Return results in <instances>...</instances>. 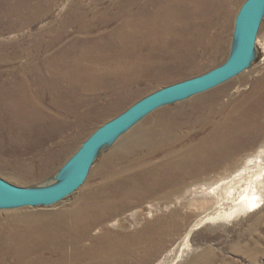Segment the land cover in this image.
<instances>
[{
	"label": "rangeland",
	"instance_id": "rangeland-1",
	"mask_svg": "<svg viewBox=\"0 0 264 264\" xmlns=\"http://www.w3.org/2000/svg\"><path fill=\"white\" fill-rule=\"evenodd\" d=\"M246 1L233 2L224 17L213 8L204 33L197 20L187 28L181 18L183 33L162 45L163 57L150 58L152 51H136L131 44L121 49L118 31L129 17L123 11V16L111 18L110 10L123 8L124 0H0V178L25 189L56 185L69 173L67 166L82 145L103 125L166 87L224 65L236 47L235 22ZM260 83L264 16L254 56L241 74L140 119L94 159L84 184L60 203L0 208V264L27 259L29 264H35L33 259L37 264H71L68 256L75 248L100 252L106 247L111 254L102 264H264V209L202 223L220 208L193 190L228 166L203 175L199 183L186 175L195 166L193 160L216 157L210 154L214 148L208 139L217 133L218 123L224 124L236 107L253 98ZM258 101L264 105L263 98ZM246 127L256 129L259 145L264 143V116ZM113 152L117 154L105 163ZM249 152H239L238 159ZM122 172L126 176L118 180ZM84 199L100 214L82 211L79 226L91 229L89 239L66 247L70 254L65 258L51 240L44 241L41 253L37 249L28 255L27 243L37 241L34 231L47 225L52 238L64 231L69 238L81 239L42 217L68 212L80 202L84 205Z\"/></svg>",
	"mask_w": 264,
	"mask_h": 264
},
{
	"label": "bare ground",
	"instance_id": "bare-ground-1",
	"mask_svg": "<svg viewBox=\"0 0 264 264\" xmlns=\"http://www.w3.org/2000/svg\"><path fill=\"white\" fill-rule=\"evenodd\" d=\"M141 1L142 3L139 4L138 0H124L123 8L119 7L120 5L118 6L119 10L122 8L120 10L122 11L121 14L117 12L118 9L115 6L110 10L113 12L110 13L112 14L111 18H115L123 16L124 11L129 17L127 21L124 20L125 22L119 28L120 31H118V34L122 36L121 49H123L124 45L127 47L131 44L136 48V51H142L144 49H146V51H152L151 58L154 56L156 57L157 55L158 57H163L162 45L164 43H170L171 36H179L183 33V29H185L186 26L180 25L181 18L186 20L187 28L192 22H194V20H197V23H194L198 25L201 32L204 33L205 28L210 26V22L206 21V19L207 16L212 13L213 8L219 12L217 16L220 15L221 17H224L227 14V7L232 5L233 2L239 0ZM115 35L117 36V34ZM174 49L178 51L179 47L175 46ZM155 51H157V53H155ZM130 52H133V50L131 49ZM132 54H134V52L130 53V55ZM257 87L253 93V98L244 101L241 107H236V113L233 116H227L224 124L218 123L216 126V130L218 129L216 131L217 133L215 136L208 139L210 147L214 148L210 154L215 155L216 157L200 163H196L194 160L193 162L191 161L192 164L195 163V166L193 165V168L188 172L186 171L187 174L185 173L188 177H196L197 182L199 183L203 178V175L209 174L210 172L215 173L217 170L224 168V166H228L227 169L223 173H220L219 176H216L213 181L210 180L209 182H205L204 180H201L202 183L197 185L193 190L194 195L204 198L205 200H211L220 208V210L213 215L205 217L202 221L203 224H209L214 220L243 216L264 209V143L259 145L261 136L256 132V129L252 131H249L250 129L247 131V127L245 129V126L248 124H252V122L255 124V119L264 116L263 102L258 101V98L260 97L264 99V84L260 83ZM4 105V108H11V105L9 104ZM239 114H243L250 121ZM107 146L99 149L95 153L93 159H95ZM248 150H250V152L247 153L245 157L238 159L237 154L239 152H246ZM115 151L119 155L125 154V152L119 150ZM117 153L113 152L110 157L105 159V163L110 161ZM65 169H63V171ZM67 170L70 172L71 167L67 166ZM124 176H126V172L120 173L118 180L122 179ZM60 181L61 180L57 183ZM115 194L118 193H114V195ZM84 201V205L80 202L76 208L68 212L51 213L49 216L42 217L45 219L52 218V220H54L52 221L54 222L53 225L56 226L58 230L69 229L72 233L81 236V239L76 241L73 238H69L64 231H59L57 233L58 239H55L56 237L52 238V230L50 229V226L47 225L44 226V228L46 227V230L42 228L41 230L34 231L33 237H36L37 241L34 242L33 246H30L29 243H27L28 246L26 244L24 245V247L27 246L26 252L28 255L33 256L35 252H38L35 251L37 249L41 253V250L44 248V241L50 242L51 240V242L57 241L58 251L61 256L65 258L70 254L65 253L66 247L72 246L76 242H82L89 239L91 229L87 228L84 230L83 227L79 226L82 218V211H84L87 216L91 215L97 217L100 214H97L94 211L96 209L95 204L93 207L85 199ZM222 206H226L227 210L222 208ZM91 226L92 225L89 224L88 227L90 228ZM76 238L78 239V237ZM28 242H30V240H28ZM77 244L79 243H76L75 245ZM97 244L98 242L96 241L95 245ZM96 247L98 249V246ZM101 251L98 252L96 249L76 250L75 248L73 255H71V257L69 255L68 257L72 259L71 261L73 264H81V261H85V264H102V262L106 260V254H111V250L109 247H106L105 250ZM99 256H104L103 259H101L103 261L98 260ZM33 261L37 264L39 260L33 259ZM30 262L31 261L27 259L19 264H29Z\"/></svg>",
	"mask_w": 264,
	"mask_h": 264
},
{
	"label": "water",
	"instance_id": "water-1",
	"mask_svg": "<svg viewBox=\"0 0 264 264\" xmlns=\"http://www.w3.org/2000/svg\"><path fill=\"white\" fill-rule=\"evenodd\" d=\"M264 14V0H247L236 19V47L219 68L181 83L166 87L141 100L125 113L99 128L82 145L69 163L67 176L52 187L25 189L0 178V208L51 207L76 192L85 182L95 153L130 129L153 111L208 92L245 71L252 61Z\"/></svg>",
	"mask_w": 264,
	"mask_h": 264
}]
</instances>
